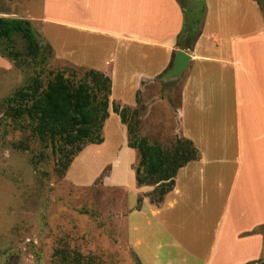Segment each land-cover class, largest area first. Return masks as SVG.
Segmentation results:
<instances>
[{"label":"crops","instance_id":"0c3cea01","mask_svg":"<svg viewBox=\"0 0 264 264\" xmlns=\"http://www.w3.org/2000/svg\"><path fill=\"white\" fill-rule=\"evenodd\" d=\"M41 1L40 18L23 20L50 25L42 42L48 41L55 58L54 49L64 48L74 66L111 78L109 112L114 104L137 108L148 86L181 81L176 135L192 141L199 158L179 170L161 204L146 196L140 208L138 203L131 208L129 217L142 219L132 224L135 237L129 240L141 264L146 259L151 264L258 261L264 248L259 232L264 227V14L259 2L200 1L205 13L199 35L184 49L179 40L191 15L180 0ZM64 6L65 19L56 18L53 13ZM178 50L191 61L179 78L165 82ZM10 69L0 54V86L7 85ZM155 188L142 187L138 194ZM189 222L191 234L176 231ZM165 234L164 241L158 238Z\"/></svg>","mask_w":264,"mask_h":264},{"label":"rangeland","instance_id":"374dc122","mask_svg":"<svg viewBox=\"0 0 264 264\" xmlns=\"http://www.w3.org/2000/svg\"><path fill=\"white\" fill-rule=\"evenodd\" d=\"M200 1L182 0L194 10ZM257 1L264 14V0ZM42 4L41 0H0V17L32 16L35 21L41 16ZM53 15L64 20L65 6ZM198 17L200 20L201 15ZM48 27L32 22L40 45L35 57L28 54L22 34L16 33L11 43L0 42L3 52L15 54V60L9 59V81L0 86V264H141L129 240L135 237L132 224L142 219L129 215L140 198L151 199L153 192L138 194L141 190L133 168L137 152L127 145L121 117L110 112L102 132L104 142L87 145L61 176L60 155L32 135L28 121L9 116L5 100L27 88L35 77L39 76L46 86L58 71L70 75L72 70L82 69L72 64L66 49H54L55 58L48 41L42 42ZM80 77L78 74L74 80ZM180 83L148 86L144 99L129 113L131 123L139 122L136 132L164 148L178 138ZM39 158L41 163L35 165L34 160ZM103 173L104 178H99ZM183 229L191 234L193 224L176 227L178 233ZM259 232L264 234L263 226ZM166 236L158 238L164 241ZM262 262L264 248L258 261L247 264ZM145 264L151 262L146 259Z\"/></svg>","mask_w":264,"mask_h":264},{"label":"trees","instance_id":"16d2710c","mask_svg":"<svg viewBox=\"0 0 264 264\" xmlns=\"http://www.w3.org/2000/svg\"><path fill=\"white\" fill-rule=\"evenodd\" d=\"M180 1L188 10L187 14L191 15V21L190 24L186 23L179 45L189 49L199 35V21L203 19L205 8L202 4L194 10ZM198 15H201L200 20ZM16 33L22 34L28 43V54L35 57L40 51V45L31 23L23 19L0 18V42L5 40L11 43ZM6 52L0 49L1 56L8 60L15 56L11 51L9 55ZM78 74L81 77L75 81L74 77ZM111 94L110 77L100 71L82 68L72 70L70 75L58 71L52 74L46 86L37 76L27 88L17 91L5 101L11 118L28 121L32 135L42 145L51 146L53 152L60 155L58 172L62 176L87 145L104 142L102 132L110 117ZM130 110L128 107L113 106V112L121 117L127 127L128 147L137 152V161L133 167L137 186L156 187L151 201L158 205L174 189L179 170L196 161L199 151L192 141L185 138L178 137L169 148L151 143L148 138L136 132L139 122H130ZM41 161L39 158L34 163L39 165ZM99 178H104V173ZM142 200H138L139 208Z\"/></svg>","mask_w":264,"mask_h":264},{"label":"water","instance_id":"95a60500","mask_svg":"<svg viewBox=\"0 0 264 264\" xmlns=\"http://www.w3.org/2000/svg\"><path fill=\"white\" fill-rule=\"evenodd\" d=\"M190 61L191 56L188 53L178 50L176 52V58L173 67L163 76L162 80L167 82L179 78L185 71Z\"/></svg>","mask_w":264,"mask_h":264}]
</instances>
